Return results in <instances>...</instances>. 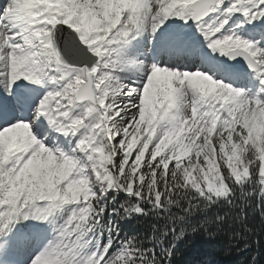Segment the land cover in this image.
<instances>
[{"label":"snow or ice","instance_id":"1","mask_svg":"<svg viewBox=\"0 0 264 264\" xmlns=\"http://www.w3.org/2000/svg\"><path fill=\"white\" fill-rule=\"evenodd\" d=\"M236 13L264 30V0H4L0 96L20 92L21 80L51 91L22 92L25 117L0 105V258L32 247L31 264H166L187 232L213 235L225 222L228 212L207 215L214 207L243 216L255 201L264 215V44L233 31ZM171 17L193 21L229 60L243 57L256 91L242 90L249 73L206 53L197 67L212 76L124 50L144 31L168 33ZM58 24L74 29L61 47ZM44 119L75 146L46 147ZM62 208L54 238L36 225L14 231L22 220L51 223ZM129 216L153 217L151 236L121 237L117 219Z\"/></svg>","mask_w":264,"mask_h":264},{"label":"trees","instance_id":"2","mask_svg":"<svg viewBox=\"0 0 264 264\" xmlns=\"http://www.w3.org/2000/svg\"><path fill=\"white\" fill-rule=\"evenodd\" d=\"M171 167V165H170ZM119 203L123 194L117 197ZM237 203L241 201L237 200ZM71 207L65 205L64 208ZM223 215L228 212L225 222L219 227L213 226L210 235L203 230L187 232L182 238L175 241L172 256L166 264H264V215L256 202L245 208L243 216L239 214V208L230 209L227 205H220L211 209L207 215L216 213ZM68 213L62 209H55L54 216L49 217L51 227L54 225L53 238L58 234ZM205 218L203 213L191 217L192 223H197ZM157 221L151 217L129 216L125 219H117V225L121 237L135 236L138 239H147L151 236V225ZM162 223V222H160ZM101 242L104 238L100 237ZM172 240L171 235L167 238ZM151 247V245H148ZM168 244H165L167 247ZM89 248L84 249V252Z\"/></svg>","mask_w":264,"mask_h":264},{"label":"rangeland","instance_id":"3","mask_svg":"<svg viewBox=\"0 0 264 264\" xmlns=\"http://www.w3.org/2000/svg\"><path fill=\"white\" fill-rule=\"evenodd\" d=\"M3 3L4 0H0V5H2ZM235 16L241 17V19L237 21L236 24L231 25L233 31H235L238 36L244 39H248V41L250 43H253L254 45L258 42L264 44V39H262V32H264V30H262L261 28H253L254 24L260 23L261 21L249 20V22L246 23L245 20L247 18H244L242 13L234 14L233 19L235 18ZM166 23L172 25V28L168 33H165L164 35L158 36L154 39L150 30L144 31L141 35L137 36L135 40H130V43L124 46V50L126 51L128 48L134 49V51L137 53V59L143 60L146 64L156 63L157 66L160 67L175 66L177 70L181 71L201 70L204 71V74L210 76L213 75L211 71H206L204 70V68L197 67L198 65L204 64L205 60H203L204 62H201L199 64L196 58V60L194 59L188 66H179L180 64H178L177 60L179 59L180 49L183 50L184 53L187 50L191 53L195 52L197 49H199V47H201L202 50L200 52V58H203V56H205L204 54L206 53L207 57H213L217 60L227 62V55H222L219 50L213 51L211 48L208 47L206 41L201 44H199V42H194V44H186L184 42V39H188L186 37L188 32H192L193 36H196L192 39L196 40L197 38L196 41L204 40L203 35L196 28L195 23H192L191 20L185 22L184 20L179 19L178 17H171ZM240 28L247 29L248 31L240 32ZM182 36L184 37V39L182 38ZM252 37H255L256 39L253 40ZM167 44L177 46V49L174 50L173 56H170L171 59L164 57L162 55V49L158 47V45L165 47ZM29 50L31 51L32 49ZM165 61H168L169 63L166 64ZM237 62L242 65H248L247 62H245L244 58L237 57ZM247 73H249L250 75L249 78L245 81L246 88L242 90L247 91L248 89H251L252 92H255L256 88L254 87V84L256 83V81L254 74H252V72ZM213 78L216 77L213 76ZM144 82L146 83V80ZM17 83H20L22 85L21 91L15 95L4 93L2 96H0V105H3L7 109V111L13 116L25 117L31 115V110L28 107L27 102L23 100L21 93L27 92L30 89L39 88L41 91V98H43V96L46 95L48 91H51V88L45 87L43 83L41 85L29 84L25 80L18 81ZM0 84H2V81H0ZM173 111H175L176 113L175 109H173ZM170 115H173V113L170 112ZM41 119H43V117H41ZM23 122L27 121L25 120ZM44 124L46 127L52 128V144H45V146L49 147L50 149L56 147L59 148L61 151H64L61 141L63 143L64 141L66 142L72 140V138L65 137L63 136V134L57 132L53 126L48 124L46 119H44ZM33 134L35 135V133ZM62 136L64 138H62ZM34 210L35 208H33L31 211L35 212ZM31 222H33V219L22 220L20 222V226H24L25 224H31ZM34 253L35 250L32 247H13L7 252L6 255L0 258V264H31V258ZM27 259L29 260L27 261Z\"/></svg>","mask_w":264,"mask_h":264},{"label":"water","instance_id":"4","mask_svg":"<svg viewBox=\"0 0 264 264\" xmlns=\"http://www.w3.org/2000/svg\"><path fill=\"white\" fill-rule=\"evenodd\" d=\"M58 31H56L53 35V41L54 44L57 47H61L63 44V41L65 40V38L70 37L71 35L74 34V31L70 30L67 27H59V29H57ZM228 61L234 65L235 67L239 68V69H247V70H251L249 67H246L244 65H241L237 62V60H229Z\"/></svg>","mask_w":264,"mask_h":264}]
</instances>
